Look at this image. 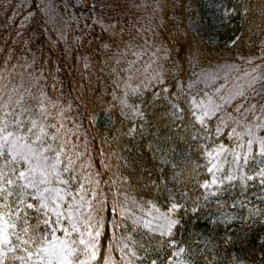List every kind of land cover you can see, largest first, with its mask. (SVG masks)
<instances>
[{
	"label": "snow or ice",
	"instance_id": "6c2138e0",
	"mask_svg": "<svg viewBox=\"0 0 264 264\" xmlns=\"http://www.w3.org/2000/svg\"><path fill=\"white\" fill-rule=\"evenodd\" d=\"M130 7L163 10L158 2L153 6L146 0L131 6L121 0H74L63 5L65 13L69 8L88 13L83 28L81 17L72 12L59 30L58 39L67 42L65 30L76 23L81 35L73 43L77 50L85 49L77 57L85 74L70 82L67 91L51 69L45 71L49 62L44 48H32L50 32L49 19L54 18L44 19L32 35L24 37L37 17H48L60 5L33 0L29 8L35 11H28L15 37L9 33L3 38L0 264H264V234L253 239L251 228H233L240 217L223 212L210 215L213 231L207 235L188 227L202 213L201 197L205 203L210 197L218 198L225 180L231 182L239 174L244 181L259 177L264 185V72H258L264 63H256L264 62V40L260 55L246 61L255 65L245 73L246 82L226 97L223 84L214 92L207 86L197 88L207 74H187L194 67L191 45L183 60L179 53L172 59L170 50L163 49L166 59H172L167 71L158 64L153 68L156 61L151 57L144 61L145 49L136 45L127 27ZM216 9L222 26L237 15L256 13L264 18V0L243 5L219 0ZM15 15L8 20L14 23ZM244 36L234 30L224 47L238 48ZM18 41L23 45L20 56L16 55ZM92 67L96 87L89 73ZM17 68L27 72L26 82L23 74L19 84L12 82ZM106 80L111 82V101L105 99L108 89L101 93L99 88ZM117 109L120 127L112 120ZM145 129L150 130L149 142L140 145L135 160L125 157L123 153L131 149L119 147L121 142L135 141L138 134L143 138ZM224 136L235 142L234 148L219 143ZM98 138L110 149L117 145L108 153L101 148L103 172L93 170L90 153ZM181 142L186 149H197V161L178 151ZM145 154L151 167L143 160ZM224 154L231 156L234 168L218 177ZM200 156L204 164L198 162ZM200 168L211 179L202 178ZM190 185L202 190L200 196H193ZM249 204L245 223L259 221L264 226V197Z\"/></svg>",
	"mask_w": 264,
	"mask_h": 264
},
{
	"label": "trees",
	"instance_id": "16d2710c",
	"mask_svg": "<svg viewBox=\"0 0 264 264\" xmlns=\"http://www.w3.org/2000/svg\"><path fill=\"white\" fill-rule=\"evenodd\" d=\"M121 2L131 6L134 2L140 3V0H121ZM146 2L153 6L158 2L163 10L154 11L153 7L138 10L130 7L127 11V27L135 38L136 45L142 46L145 49L144 61H149L150 57L156 61L153 64V68H156L158 64L160 68L167 71L172 66V59L177 58V53H179L178 58L183 60L185 55L188 54L189 45H191L194 54V67L189 68L187 74L190 76L193 73L200 76L208 75L213 70L227 66H235L240 72H252L255 65H250L246 61L249 58H255L260 55L259 45L264 40V32L261 31V28H264V18H261L258 14L250 13L247 17L237 15L231 20L230 24L222 26L219 23L220 17L216 9V4L219 0H146ZM226 2L243 5L249 3V0H226ZM256 2H259V0H256ZM20 3L21 7H18ZM26 9L27 6L24 0H0V26H3L0 27V47L5 46L3 38L9 33H11L12 37H15L16 30L19 29L21 22L28 13ZM28 9L35 11V8ZM13 12L16 13L14 23L8 20V17ZM76 12L81 17L80 20L83 21L79 23V27L83 28V17L88 13L80 9H76ZM44 19H48V17H37L28 27L27 31L24 32V37L27 38L32 35L36 31L37 25ZM48 26L50 32L36 40L32 48L33 51H35L37 45H41L44 48L45 58L49 62L45 67V71L47 72L48 69H51L52 73L57 76V79L64 83L65 90L67 91V86L70 82L74 79L79 80L85 74L81 63L77 60L78 56L85 54V49L79 48L77 50V46L73 43L74 37L81 35V32L77 30V24L73 22L71 29L66 33L67 42H65L58 39L60 33L50 21ZM137 28L141 29V31L136 32ZM234 30L238 34H245L244 41L238 48H225L224 42L232 35ZM95 31L99 34L100 28L97 27ZM145 41L147 42L146 44ZM85 45L87 46L86 42ZM8 46H11V40H9ZM22 48L23 45L18 41L16 44L17 56L22 55ZM165 48L170 50L169 55L172 59H166V53L163 51ZM157 49H161V51L157 52L156 56H153L152 54ZM93 50H95L94 47ZM137 51H139V48H137ZM131 58L129 57V59ZM28 59L31 60V56ZM16 62V59H13L12 63ZM95 62L94 58L93 64ZM20 63L23 64L24 61L21 60ZM256 63L260 64L264 62L257 60ZM57 68H59L58 73L56 71ZM258 72H264V68L258 69ZM89 73L92 76L93 87H96V68H90ZM20 74H23L25 82L27 81V72L23 68H17L16 74L12 78L13 83L19 84L21 82ZM193 79L195 80L196 77L193 76ZM221 84L226 86L227 81L221 76H217L211 78V81L207 78L203 82H198L197 88L204 89L207 86L209 92H214ZM99 88L101 93H104L105 88L108 89L105 99L111 101V82L107 80L102 81L99 84ZM151 90L152 87L150 86L149 91ZM119 117L120 113L117 109L112 118L117 127H120ZM104 124H107V118H105ZM126 126L127 122L125 121V130ZM151 131L154 132L156 130L152 129ZM150 138V130L145 129L143 138L138 134L135 141L129 142L123 140L119 147L123 148L126 145L127 148L131 149L130 152L125 151L123 155L135 160L140 151V145L148 143ZM207 143L212 147H216V144L212 140L207 141ZM219 143H223L226 147H235V142L227 136L222 137ZM102 147L104 152L108 153L116 149L117 145L113 144L110 149L107 145L102 146L99 138L96 140L95 144L90 147V153L94 158V171H104L101 167V161L104 159L101 155ZM178 151L191 154L193 161H197V156L195 155L197 149L194 146L186 149L185 144L181 142V147ZM143 160L148 167H151V163H148L147 154H145ZM198 162L204 164V157L200 156ZM221 164L222 172L216 173L218 177H222L224 173L230 172L234 168L231 163V156L228 154L222 156ZM249 174L251 175V172ZM199 175L202 178L211 179V175L204 168L199 169ZM107 178V176L104 177V179ZM190 187L193 188L194 197L200 196L202 190H196L194 185H190ZM135 190L138 191L139 189ZM258 197H264V185L261 184L259 177L255 180L244 181L237 174L236 179H233L231 182L225 180L224 184L220 186L218 198L210 197L205 203L201 197V204L205 206L199 218L191 220L188 225L189 230L207 235L213 231V225L209 222L208 217L214 213L223 212L240 217L241 219L233 224L232 227L240 231H248L251 228L250 236L254 239L256 236L264 234V226L259 221L255 225H251L250 222L245 223L243 217L247 215V207L245 205L250 207L249 201L256 203ZM219 231L222 232L223 228L221 227Z\"/></svg>",
	"mask_w": 264,
	"mask_h": 264
},
{
	"label": "rangeland",
	"instance_id": "374dc122",
	"mask_svg": "<svg viewBox=\"0 0 264 264\" xmlns=\"http://www.w3.org/2000/svg\"><path fill=\"white\" fill-rule=\"evenodd\" d=\"M24 2L27 6L26 10L29 11L28 8L30 5L33 4V0H24ZM35 3L37 4L55 3L57 5H60V8L58 9V11H49L48 13V19L54 18V19H49V21L54 25V27L57 29L58 32L63 27L64 21L68 20L69 14H71L72 12H75V14L78 15L76 10H73L71 8H69L68 13H65L63 11V5L66 3L71 5L72 3H74V0H35ZM18 7H21V3L18 5ZM80 22H83V21L80 20ZM68 30L70 29H66L65 32L67 33ZM245 73L246 72H240L235 66H227L224 68L221 67L216 70H213L209 72L207 76L210 79V81H211V78H214L217 76H221L224 80L227 81V84L226 86H224V89H223V92L225 96L227 97L229 93H234L239 88L240 85L246 82L247 77H245Z\"/></svg>",
	"mask_w": 264,
	"mask_h": 264
}]
</instances>
